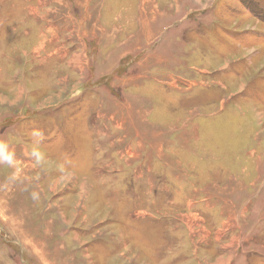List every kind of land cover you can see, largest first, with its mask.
Wrapping results in <instances>:
<instances>
[{"label": "rangeland", "instance_id": "1", "mask_svg": "<svg viewBox=\"0 0 264 264\" xmlns=\"http://www.w3.org/2000/svg\"><path fill=\"white\" fill-rule=\"evenodd\" d=\"M0 264H264V0H0Z\"/></svg>", "mask_w": 264, "mask_h": 264}, {"label": "crops", "instance_id": "2", "mask_svg": "<svg viewBox=\"0 0 264 264\" xmlns=\"http://www.w3.org/2000/svg\"><path fill=\"white\" fill-rule=\"evenodd\" d=\"M108 3H109V2H108ZM75 20H76V19H75ZM76 21H78V20H76ZM97 23H98V22H97ZM97 23H95L93 27L96 28V29H95L96 31H99V30H101V29H100V28H101V27H100L101 25H99V24H97ZM81 34H82V32H81Z\"/></svg>", "mask_w": 264, "mask_h": 264}]
</instances>
